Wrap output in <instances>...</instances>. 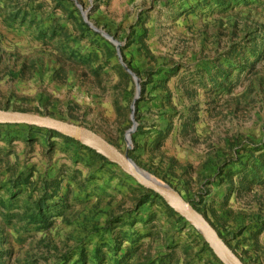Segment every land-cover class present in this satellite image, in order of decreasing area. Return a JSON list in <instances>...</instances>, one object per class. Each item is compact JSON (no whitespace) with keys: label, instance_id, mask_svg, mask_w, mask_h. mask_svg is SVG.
I'll list each match as a JSON object with an SVG mask.
<instances>
[{"label":"rangeland","instance_id":"1","mask_svg":"<svg viewBox=\"0 0 264 264\" xmlns=\"http://www.w3.org/2000/svg\"><path fill=\"white\" fill-rule=\"evenodd\" d=\"M0 110L95 131L264 264V0H0ZM0 264L229 263L94 147L0 124Z\"/></svg>","mask_w":264,"mask_h":264},{"label":"water","instance_id":"2","mask_svg":"<svg viewBox=\"0 0 264 264\" xmlns=\"http://www.w3.org/2000/svg\"><path fill=\"white\" fill-rule=\"evenodd\" d=\"M135 79L138 81L136 76ZM0 124L31 125L57 130L61 133L71 135L83 143L94 147L98 152L104 154L111 161L118 164L143 187L155 192L169 201L176 208V210L188 218L199 231L209 236L215 244L217 250L223 255L229 264H245L244 261L220 236L216 228L198 210L188 203L176 189L138 166L128 153L122 152L116 145L95 131L83 125L64 121L48 115L1 110ZM137 126L138 123L133 119V125L126 133V141L129 147L132 146V134L136 130Z\"/></svg>","mask_w":264,"mask_h":264}]
</instances>
